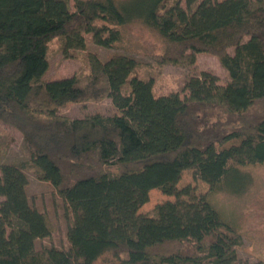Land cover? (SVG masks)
<instances>
[{
    "label": "trees",
    "instance_id": "1",
    "mask_svg": "<svg viewBox=\"0 0 264 264\" xmlns=\"http://www.w3.org/2000/svg\"><path fill=\"white\" fill-rule=\"evenodd\" d=\"M135 23L160 38L157 66L211 54L228 82L203 71L183 98L157 97L156 66L122 53H90L88 74L43 80L52 40L113 48ZM104 98L117 113H58ZM0 122L29 153L0 160V264H233L243 236L210 197L247 192L243 169L264 165V0H0ZM186 170L208 184L203 202L180 199ZM27 171L68 203L67 250H36L52 226L29 201ZM155 189L177 200L140 213Z\"/></svg>",
    "mask_w": 264,
    "mask_h": 264
},
{
    "label": "rangeland",
    "instance_id": "2",
    "mask_svg": "<svg viewBox=\"0 0 264 264\" xmlns=\"http://www.w3.org/2000/svg\"><path fill=\"white\" fill-rule=\"evenodd\" d=\"M220 2L222 0H211ZM72 2V6H73ZM182 5L185 6L184 1ZM85 49L73 48L64 51L63 43L56 38L49 44V69L43 80L53 81L61 78L82 76L90 72L88 55L96 54L102 61L115 54H127L144 64L155 65L154 94L163 96L172 92L180 93L183 98L184 84L191 77L209 71L219 77V84L228 82L227 71L219 59L211 54H198L193 66L165 64L157 66L154 56L162 52L160 38L139 23L130 26L125 32V40L113 48H105L96 44L90 35H86ZM231 54L234 53L230 49ZM144 75V71L138 73ZM58 113L70 118H82L93 114L113 115L117 110L108 98L98 102L68 103L58 108ZM29 159L23 134L15 127L0 122V160L1 163H19ZM252 177L247 192L234 195L221 192L210 197L214 207L224 221L236 227L243 236V244L238 249L233 264H264V165L250 166L243 169ZM29 178L27 194L33 208L44 213L52 226V234L48 238L36 241V250L56 247L67 250L69 243L67 231L72 223V214L66 200L60 197L49 181L40 180L34 172H26ZM178 188L185 191L180 199L189 202H203L209 190L208 184L195 174L194 170H186L178 183ZM176 196L164 194L155 189L150 192L149 202L140 209V213L152 211L157 205L167 201L175 202ZM99 264V263H97Z\"/></svg>",
    "mask_w": 264,
    "mask_h": 264
}]
</instances>
